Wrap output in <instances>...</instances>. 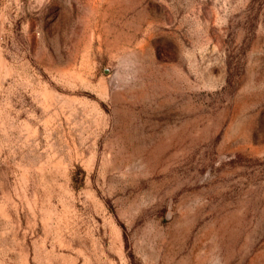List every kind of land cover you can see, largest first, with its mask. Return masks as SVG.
Masks as SVG:
<instances>
[{
	"label": "rangeland",
	"instance_id": "obj_1",
	"mask_svg": "<svg viewBox=\"0 0 264 264\" xmlns=\"http://www.w3.org/2000/svg\"><path fill=\"white\" fill-rule=\"evenodd\" d=\"M0 264H264V0H0Z\"/></svg>",
	"mask_w": 264,
	"mask_h": 264
}]
</instances>
